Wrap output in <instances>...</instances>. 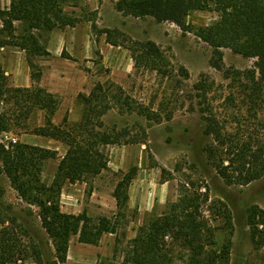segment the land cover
Wrapping results in <instances>:
<instances>
[{"label": "rangeland", "instance_id": "374dc122", "mask_svg": "<svg viewBox=\"0 0 264 264\" xmlns=\"http://www.w3.org/2000/svg\"><path fill=\"white\" fill-rule=\"evenodd\" d=\"M119 1L64 0L66 11L81 19L80 27L88 28L93 47L85 60L60 59L57 62L60 76L74 77L83 73L88 78L89 89L79 93L86 95H90L98 83L107 86L115 83L137 103L157 112L162 120H149L137 112L121 113L117 107L102 117L104 128L128 133L122 143L103 148L108 167L100 175L89 182L65 183L61 193L62 210L74 214L86 211L94 220L102 216L114 219L118 216L114 189L123 173L138 167L130 187L129 207L124 216L118 217V232L106 233L98 245L82 243L78 235L71 237L67 260L59 264L122 261L138 228L153 216L166 213L170 203L178 200L181 189H187L189 194H202L201 210L217 242H206L205 253L220 251L229 242L227 264H264V222H259L257 228L249 225L251 209L258 207L264 211V176L246 185L228 184L204 152V147L213 143L204 132L203 115L206 113L212 115L234 141L237 136L254 145L255 141H264V101L256 105L247 96L251 83L245 73L253 68L255 59L225 47L220 50V59L213 47L199 37L201 28L220 18L214 5L191 12L181 26L158 22L152 16L126 15L117 9ZM9 5L10 0H0L2 9ZM17 26L21 30V24ZM2 27L0 19V30ZM72 28L64 30L71 34ZM48 36L49 32H44L42 40L46 41ZM6 39V34L0 32V41ZM148 41L155 42L161 49L163 60H158L157 64H135L133 56L141 59V54L145 53L141 45ZM8 46L12 45H0V67L6 88H44L40 83L47 79L45 61L49 56L33 57L37 67L34 71H42L40 80H33L31 87L16 86L9 74L12 61L6 57ZM219 64L222 69L217 67ZM66 91L62 99L57 98L56 111L61 109L62 113L54 114L52 120L58 125L67 117L71 126L81 122L86 105L78 99L79 93ZM27 95L0 90V114L6 115L11 123L8 131L0 132V144L10 149L12 145L27 143L57 150L63 157L68 150L66 144L52 138L49 139L53 143H44L48 137L35 133L37 128L46 125V112L26 98ZM251 104H255L252 110ZM69 107L76 109L74 115L67 112ZM169 115L172 118L169 119ZM11 137H15L17 143H10ZM57 160L60 158L44 163L42 178L48 185L57 171ZM0 188L4 190L3 201L12 206L11 217L0 219V229L17 228L25 242H29V235L34 236L43 242L47 255L55 261L56 249L42 226L39 207L24 201L4 174L0 175ZM261 220L262 216L256 221ZM21 226L25 231H20ZM167 241L175 264H191L192 253L182 241L171 237ZM11 264L37 263L27 258ZM217 264L223 263L218 260Z\"/></svg>", "mask_w": 264, "mask_h": 264}, {"label": "trees", "instance_id": "16d2710c", "mask_svg": "<svg viewBox=\"0 0 264 264\" xmlns=\"http://www.w3.org/2000/svg\"><path fill=\"white\" fill-rule=\"evenodd\" d=\"M214 5L220 18L214 24L201 28L199 37L213 47L214 54L222 58L221 48H231L235 53L255 59L252 69L248 70L251 86L247 95L251 102L264 101V0H120L117 9L126 15L138 18L154 17L158 22H174L183 26L186 17L195 10L206 9ZM0 19L6 34V41L0 45H12L21 48L27 54L34 81L42 77V71L36 69L33 57L50 56L44 32L56 28L75 27L81 19L66 11L64 0H10L6 9L0 7ZM17 23L22 28L19 30ZM108 33V31H106ZM109 34V33H108ZM113 44H117L115 41ZM143 46L141 59L133 56L135 64H149L163 60V53L157 44L148 41ZM63 58L77 61L64 48ZM222 69V64L217 65ZM159 68V65H158ZM0 67L1 92L11 94L23 92L26 98L33 100L46 112V125L35 133L40 136L59 140L68 146L63 157L57 150L27 143L12 145L10 149L0 144V175L4 174L11 186L28 204L39 207L42 226L53 241L56 253L51 260L43 247V242L29 235L25 242L17 228L0 229V264H11L19 260L33 258L37 264H59L67 260L71 237L78 235L79 241L98 245L106 233H117L119 215L124 216L129 207L130 186L136 177L138 167L123 173L113 196L116 199L118 216L114 219L102 216L97 220L87 212L67 213L62 210L61 193L65 183L89 182L108 167V157L103 148L110 144L122 143L128 131L116 128H104L102 117L114 107L121 113H133L146 116L149 120L160 122L162 117L148 107L137 103L127 95L122 87L115 83H98L90 95L79 93L78 99L85 105L80 123L68 125L65 117L62 124H55L58 100L54 94L41 87L7 89L2 80ZM255 104L249 106L253 109ZM204 112V111H203ZM206 122L205 134L213 139L204 147L208 160L219 175L228 184L246 185L264 176V141L254 142L237 136V141L222 131L218 121L210 114L203 115ZM168 118H172L171 115ZM9 118L0 114V132L8 131ZM259 143V144H258ZM60 158L57 171L48 185L42 178L44 163ZM228 164H225V162ZM0 188V219H9L12 206L7 205ZM201 193L189 194L181 189L178 200L170 203L168 211L153 216L138 228L137 235L131 240L122 261L110 260L100 264H175L168 249L167 238L182 241L190 249L191 264H223L229 262V242L220 251L205 253L206 242L216 244L211 227L201 210ZM14 215V214H13ZM262 216L261 221H256ZM14 217V216H13ZM15 219V217H14ZM264 222V211L258 207L250 210L249 225L257 228ZM20 231H25L21 226Z\"/></svg>", "mask_w": 264, "mask_h": 264}, {"label": "crops", "instance_id": "0c3cea01", "mask_svg": "<svg viewBox=\"0 0 264 264\" xmlns=\"http://www.w3.org/2000/svg\"><path fill=\"white\" fill-rule=\"evenodd\" d=\"M68 37L70 39H68ZM47 47L51 52V55L49 56V59L45 61L47 66L44 75H47V79L41 81V86L47 89L48 92L54 94L58 99L63 98L64 93L67 92L66 90H69L71 93L75 92L76 94L79 92H86V90L89 89L88 78L84 77L83 73L78 74V79H76V76L78 75L74 77L60 76L57 62L60 59L67 61L70 60L61 56L64 48H66L68 53L75 57L77 61L89 58L90 48L93 47V41H91L88 28L86 26L80 27L78 24V26L72 28L71 34H68L66 30L56 28L49 32ZM7 50L6 57L9 58L10 62L12 61V67H9V74H12L13 83L16 86L31 87L34 84V81L31 76V68L27 60L26 52L14 46H8ZM74 111H76L74 107H69L67 112L70 115H74ZM61 113L62 110L59 109L55 114L58 116V114ZM42 138L40 140H44ZM46 140L48 141H45L44 143H53L52 139L46 138ZM25 141L29 142V140ZM59 155L62 156V153H59ZM58 164L59 161L57 160L56 168L58 167Z\"/></svg>", "mask_w": 264, "mask_h": 264}, {"label": "built area", "instance_id": "2783aa9c", "mask_svg": "<svg viewBox=\"0 0 264 264\" xmlns=\"http://www.w3.org/2000/svg\"><path fill=\"white\" fill-rule=\"evenodd\" d=\"M9 142L10 143H17V139L15 137H11Z\"/></svg>", "mask_w": 264, "mask_h": 264}]
</instances>
